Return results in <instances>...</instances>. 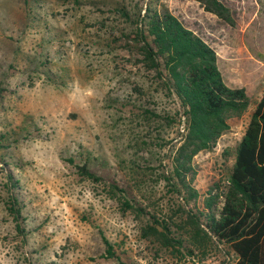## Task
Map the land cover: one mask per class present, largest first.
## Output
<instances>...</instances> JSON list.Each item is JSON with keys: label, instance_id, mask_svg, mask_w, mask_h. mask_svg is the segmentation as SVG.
Returning <instances> with one entry per match:
<instances>
[{"label": "rangeland", "instance_id": "1", "mask_svg": "<svg viewBox=\"0 0 264 264\" xmlns=\"http://www.w3.org/2000/svg\"><path fill=\"white\" fill-rule=\"evenodd\" d=\"M231 26L196 0H162L217 52L225 82L245 87L249 110L213 149L194 158L200 192L226 181L256 104L264 94V0H222ZM147 0H0V264H233L223 244L206 255L160 249L143 236L146 218L123 212L108 183L134 190L160 220L179 202L166 186L179 125L140 116L137 82L124 48L131 11ZM144 12V11H143ZM161 106L175 104L163 99ZM155 106L150 101L146 103ZM103 178L90 180L79 165ZM18 180L22 217L8 208V174ZM108 240L115 256L106 252Z\"/></svg>", "mask_w": 264, "mask_h": 264}, {"label": "trees", "instance_id": "2", "mask_svg": "<svg viewBox=\"0 0 264 264\" xmlns=\"http://www.w3.org/2000/svg\"><path fill=\"white\" fill-rule=\"evenodd\" d=\"M196 1L206 11L236 25L234 12L222 0ZM119 12L128 19L122 38L124 48L146 82L134 85L140 95L139 115L160 130L164 123L181 124L184 117L185 132L171 146L169 166L162 174L179 202L169 220H160L143 206L130 187L113 181L108 183L111 192L123 212L131 211L148 220L142 234L160 243V249L180 251L179 246L189 255H206L213 246L223 244L235 254L233 264H264V94L235 149L226 181L211 186L200 207L194 158L216 146L230 130L231 120L249 110L250 97L245 87H231L225 82L216 50L162 0H147L137 11L120 8ZM163 99L175 104L174 114L161 106ZM149 101L155 106L146 105ZM79 172L90 180H103L87 162L79 165ZM7 178L10 194L6 203L15 217H22L18 180L10 173ZM105 241L107 254L115 256L112 244Z\"/></svg>", "mask_w": 264, "mask_h": 264}, {"label": "built area", "instance_id": "3", "mask_svg": "<svg viewBox=\"0 0 264 264\" xmlns=\"http://www.w3.org/2000/svg\"><path fill=\"white\" fill-rule=\"evenodd\" d=\"M182 129L185 130V126L184 125H182Z\"/></svg>", "mask_w": 264, "mask_h": 264}]
</instances>
